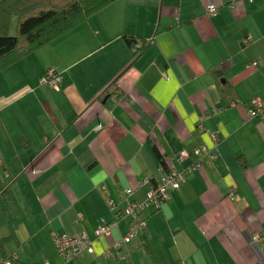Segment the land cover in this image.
Masks as SVG:
<instances>
[{"label":"crops","instance_id":"crops-1","mask_svg":"<svg viewBox=\"0 0 264 264\" xmlns=\"http://www.w3.org/2000/svg\"><path fill=\"white\" fill-rule=\"evenodd\" d=\"M49 70L62 79L58 91L42 83ZM255 100L264 103V0H116L3 68L6 260L264 264V121L250 117ZM183 151L189 157L177 160ZM195 163L160 210L138 218L146 230L117 249L133 225L128 206L169 169ZM113 223L111 236L96 238ZM54 233H85L94 253L67 263Z\"/></svg>","mask_w":264,"mask_h":264},{"label":"trees","instance_id":"trees-1","mask_svg":"<svg viewBox=\"0 0 264 264\" xmlns=\"http://www.w3.org/2000/svg\"><path fill=\"white\" fill-rule=\"evenodd\" d=\"M57 1V5H51L45 0H0V21L3 11L19 17L18 36L7 34L5 28L0 27V70L51 43L116 0ZM124 38L130 47L136 43L133 36L125 35ZM4 240L0 241V261L7 259L3 254Z\"/></svg>","mask_w":264,"mask_h":264},{"label":"built area","instance_id":"built-area-1","mask_svg":"<svg viewBox=\"0 0 264 264\" xmlns=\"http://www.w3.org/2000/svg\"><path fill=\"white\" fill-rule=\"evenodd\" d=\"M249 1L252 2L253 0ZM216 13V7L211 5L207 8L208 16H215ZM61 82L62 79L60 75L54 70H49L42 81L43 85L47 86L53 91L59 90ZM249 114L251 118H261L264 121V103L260 100L253 101ZM203 151H205V149H202V151H199V153H202ZM188 157V153L186 151H183L179 154L177 160L182 161ZM199 167V163H195L184 169L183 171L169 169L165 173V176L161 179V182L147 194L146 198L143 201L130 204L124 211V215L131 219L133 225H131L129 233L127 235H124L116 243L115 247L117 249H127L128 244L133 240V238L137 237L147 228L146 221L137 222L141 214L148 208H151L153 210H160L162 208V205L169 201L171 193L179 189L180 184L185 180L186 175ZM116 226V223L110 225H102L96 232V238L99 239L101 237L111 236L112 228ZM53 242L57 248V251L67 263L78 260L85 253H94V241L91 240L85 233H80L74 236L54 233ZM106 256H110V253L107 252ZM0 264L15 263L6 260L0 261Z\"/></svg>","mask_w":264,"mask_h":264},{"label":"rangeland","instance_id":"rangeland-1","mask_svg":"<svg viewBox=\"0 0 264 264\" xmlns=\"http://www.w3.org/2000/svg\"><path fill=\"white\" fill-rule=\"evenodd\" d=\"M45 2L49 4L51 3V5H57L58 1L57 0H45ZM2 14H3V19L0 21V27L5 28L4 31L7 32V34L11 36H18L19 34L18 15L10 11H3ZM4 231H5L4 228L1 227L0 233L2 234Z\"/></svg>","mask_w":264,"mask_h":264}]
</instances>
